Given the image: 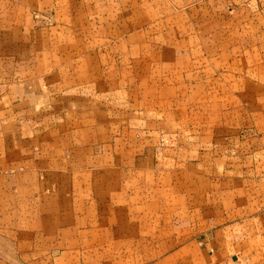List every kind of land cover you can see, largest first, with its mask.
Listing matches in <instances>:
<instances>
[{
  "label": "crops",
  "instance_id": "0c3cea01",
  "mask_svg": "<svg viewBox=\"0 0 264 264\" xmlns=\"http://www.w3.org/2000/svg\"><path fill=\"white\" fill-rule=\"evenodd\" d=\"M223 88L264 102V0H0V264H264V113L178 120Z\"/></svg>",
  "mask_w": 264,
  "mask_h": 264
},
{
  "label": "rangeland",
  "instance_id": "374dc122",
  "mask_svg": "<svg viewBox=\"0 0 264 264\" xmlns=\"http://www.w3.org/2000/svg\"><path fill=\"white\" fill-rule=\"evenodd\" d=\"M36 21V18H35ZM49 22V19L46 20ZM223 82H225V79L223 78ZM223 95H222V102L220 103L222 112V116L219 119L218 117H214L213 113H211V116H208L206 113V116L204 113H197L195 116L191 117H184L180 118L178 120L182 121V126L190 127V128H197V127H203V126H222L229 127L230 125L239 127H246L248 124H253L252 122L247 121L246 116V110H249L253 113H264V102H238L231 100L233 98V95H230L229 90H226L223 88ZM167 113H162L161 116H159L158 120L167 122V125H169V122H172L175 120V118L172 117H165ZM191 114V113H187Z\"/></svg>",
  "mask_w": 264,
  "mask_h": 264
}]
</instances>
